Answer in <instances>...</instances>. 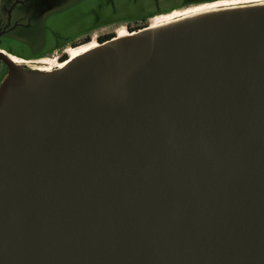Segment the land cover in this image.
Segmentation results:
<instances>
[{
    "label": "water",
    "instance_id": "obj_1",
    "mask_svg": "<svg viewBox=\"0 0 264 264\" xmlns=\"http://www.w3.org/2000/svg\"><path fill=\"white\" fill-rule=\"evenodd\" d=\"M97 43L0 50V264H264V2Z\"/></svg>",
    "mask_w": 264,
    "mask_h": 264
},
{
    "label": "flooded vegetation",
    "instance_id": "obj_2",
    "mask_svg": "<svg viewBox=\"0 0 264 264\" xmlns=\"http://www.w3.org/2000/svg\"><path fill=\"white\" fill-rule=\"evenodd\" d=\"M62 0H0V50L5 52L10 57L22 59L24 66L31 69L44 70L42 63L37 64L39 60H43L51 55L63 63L69 57L67 49L75 48L79 45L87 44L91 41L104 42L106 40L130 34L132 32L152 27L151 22L156 16L168 14L175 9H180L183 5L192 3L193 1L184 0L180 5H175L168 9L156 6L154 9H143L141 7L134 8L131 3L123 2V13L117 15V8L103 11L98 16V20L92 23L84 32L71 37L57 27L45 21L44 28H47L44 36L47 35V43L41 49H34L31 41H26L27 38L22 36L23 30L35 28L37 19L49 7L56 6ZM195 1V0H194ZM101 3V1H95ZM114 4V0H110ZM97 7V6H96ZM96 7L91 10L96 12ZM49 28V29H48ZM121 28L128 31L126 34H119ZM71 39V40H68ZM9 40L11 46L19 45L20 50L11 47L5 43ZM14 43V44H12ZM16 62V61H15ZM18 63V62H17ZM34 63V64H33ZM7 71V64L0 58V82Z\"/></svg>",
    "mask_w": 264,
    "mask_h": 264
},
{
    "label": "rangeland",
    "instance_id": "obj_3",
    "mask_svg": "<svg viewBox=\"0 0 264 264\" xmlns=\"http://www.w3.org/2000/svg\"><path fill=\"white\" fill-rule=\"evenodd\" d=\"M95 1H101V3H95ZM183 1L184 0H129L128 2H130L131 6L134 8L141 7L143 9H154L156 6H159L162 7V9H168L175 5H180ZM190 1L193 2L183 5L180 9L203 2L200 0ZM114 2V4H111L110 0H62L61 3L56 6L49 7L48 11L43 13L37 19L34 25L35 28L31 27L23 30L22 36L27 38L24 42L31 41L34 45V49L39 50L43 48L48 41L47 35L44 36L45 31L47 32V28H44L45 21L57 27L59 30L64 31L73 38L77 34L84 32L90 25H92V23L94 24V22L98 20V15L109 9V7L112 10L116 7L118 10L117 15L123 13V2H127V0H114ZM92 7L97 8L96 12L91 10ZM5 43L10 45L9 40ZM11 47L16 48L15 50H20V48H18L19 45ZM51 57L52 56L49 55L46 58H54V56L52 58Z\"/></svg>",
    "mask_w": 264,
    "mask_h": 264
},
{
    "label": "bare ground",
    "instance_id": "obj_4",
    "mask_svg": "<svg viewBox=\"0 0 264 264\" xmlns=\"http://www.w3.org/2000/svg\"><path fill=\"white\" fill-rule=\"evenodd\" d=\"M252 2H256V0H217V1H212V2H206V3L192 5L189 7L187 6L186 8H183V9H175L174 11L168 14H163V15L154 17L151 22L154 24V26H156L158 24H162V23L170 22V21L180 19L186 16L194 15L202 11L213 10V9H217L223 6H236V5L252 3ZM256 3H262V2H256ZM122 32L123 34H126L128 31H126L124 28H121L118 33L121 34ZM97 44L98 43L94 40L87 44L81 45L77 48L69 47L67 49V53L69 54V57L76 58L77 56L83 54L84 52L89 51L91 48H93ZM54 58L52 59L44 58L43 60L37 61L38 62L37 64L42 63L43 66L41 67L45 68L44 70H52L55 67H62L66 64V63H61L56 58L55 59ZM13 59L18 63L24 62L22 59H18L17 57H14Z\"/></svg>",
    "mask_w": 264,
    "mask_h": 264
},
{
    "label": "snow or ice",
    "instance_id": "obj_5",
    "mask_svg": "<svg viewBox=\"0 0 264 264\" xmlns=\"http://www.w3.org/2000/svg\"><path fill=\"white\" fill-rule=\"evenodd\" d=\"M256 2H264V0H256ZM121 34L123 35V32Z\"/></svg>",
    "mask_w": 264,
    "mask_h": 264
},
{
    "label": "trees",
    "instance_id": "obj_6",
    "mask_svg": "<svg viewBox=\"0 0 264 264\" xmlns=\"http://www.w3.org/2000/svg\"><path fill=\"white\" fill-rule=\"evenodd\" d=\"M200 1H211V0H200Z\"/></svg>",
    "mask_w": 264,
    "mask_h": 264
}]
</instances>
